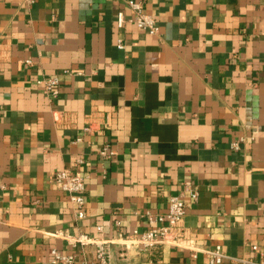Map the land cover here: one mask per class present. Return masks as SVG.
I'll use <instances>...</instances> for the list:
<instances>
[{
  "label": "crops",
  "instance_id": "0c3cea01",
  "mask_svg": "<svg viewBox=\"0 0 264 264\" xmlns=\"http://www.w3.org/2000/svg\"><path fill=\"white\" fill-rule=\"evenodd\" d=\"M128 1L0 0V264H51L52 249L99 264L66 237L144 231L178 195L190 238L220 245V264L259 261L253 245L264 260V0H134L156 34ZM65 168L85 179L83 219L48 181ZM108 254L208 264L168 246Z\"/></svg>",
  "mask_w": 264,
  "mask_h": 264
},
{
  "label": "built area",
  "instance_id": "2783aa9c",
  "mask_svg": "<svg viewBox=\"0 0 264 264\" xmlns=\"http://www.w3.org/2000/svg\"><path fill=\"white\" fill-rule=\"evenodd\" d=\"M30 1V0H29ZM128 9L131 13L130 21H132L139 29L149 33H157V25L153 17L144 12L141 2L129 0L127 2ZM124 16L122 12L117 14V27L121 28L124 23ZM117 46L122 48L123 45L120 40ZM58 79L56 77L49 78L44 81V90L51 95L57 94L56 86ZM88 130V129H85ZM231 147L236 149L237 142L231 143ZM101 156H110L113 154L107 147L99 150ZM48 181L55 185L59 190L65 192L69 196V200L75 209L76 219H83L85 216V179L65 168L61 171L52 173L48 177ZM190 198L196 200V191H190ZM186 204L181 196H172L169 198L166 211L162 214L152 215L146 213L148 228L144 231L134 229L128 234H118L116 240H106L101 237H92L86 234H78L74 237H66V239L73 246L94 245L95 256L99 264L108 263V244L111 242H118L125 248L135 246L140 250H152L154 248L168 246L172 248L184 249L189 252L191 258H196L203 254L207 259L208 264H220L226 255L220 245H215L210 249H201L190 238L189 233L184 228L182 222L185 215ZM1 212V209H0ZM118 225V223L116 222ZM101 231L102 227H97ZM251 249L259 254V261H244L248 264H264L263 255L259 249L253 245ZM51 264H75V257L70 254H62L55 249L51 250L50 257ZM148 264H158L156 261H150Z\"/></svg>",
  "mask_w": 264,
  "mask_h": 264
}]
</instances>
